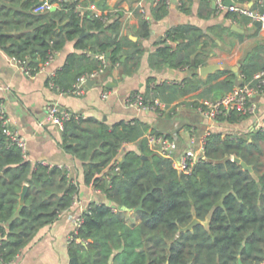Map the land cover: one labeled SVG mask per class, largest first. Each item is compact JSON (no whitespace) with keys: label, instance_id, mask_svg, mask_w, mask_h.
<instances>
[{"label":"trees","instance_id":"trees-1","mask_svg":"<svg viewBox=\"0 0 264 264\" xmlns=\"http://www.w3.org/2000/svg\"><path fill=\"white\" fill-rule=\"evenodd\" d=\"M235 1L241 5L251 1V8L264 13V0ZM37 4L38 0H0V47L24 60L34 74L50 53L74 40L75 50L48 79L58 91L71 92L78 76L113 68L116 62L125 74L138 67L143 48L120 35L119 19L106 21L82 12L79 0H60L54 9L44 11H35ZM165 6V0H158L157 16L165 13ZM148 31V21L141 20L139 34L146 36ZM203 35L192 24L168 29L149 57L150 64L197 68L205 63L200 56L206 45ZM102 53L107 65L98 57ZM263 67L250 56L241 70L248 79ZM223 73L218 70L208 80ZM196 75L182 84L156 83L150 77L144 97L170 104L200 85ZM236 81L234 73L216 80L207 87L211 96L206 98L230 91ZM229 117L236 118L233 113ZM148 128L138 118L113 124L91 116L64 122L63 147L82 161L85 183L100 189L105 198L90 201L83 211L77 236L85 241L69 242L68 264H261L264 130L254 131L251 138L210 132L191 171L179 172L171 158L148 145ZM127 143L135 146L125 147ZM24 184L27 190L20 205ZM76 191L77 183L64 169L30 162L0 131V264H9L42 226L70 207ZM123 205L137 215V222L126 218ZM194 216L205 223L180 231Z\"/></svg>","mask_w":264,"mask_h":264},{"label":"crops","instance_id":"crops-1","mask_svg":"<svg viewBox=\"0 0 264 264\" xmlns=\"http://www.w3.org/2000/svg\"><path fill=\"white\" fill-rule=\"evenodd\" d=\"M80 11H89L105 17L106 21L119 19L120 35L138 42L143 53L138 67L130 74L122 71L118 62L113 68L107 67L91 84H86L82 94L61 92L51 87L49 77L65 63L66 55L75 50L74 40H68L56 51L54 58L45 63L37 72L28 75L20 63L0 47V97L3 98L12 126L27 140L26 159L32 163L47 161L54 165L70 167V175L77 183L76 199L52 222L42 226L9 264H68V236L74 227V218L86 209L90 201L104 200L102 191L85 183L82 161L65 150L62 145V128L47 118L46 106L56 102L72 112L85 117H95L113 124L119 120L138 118L149 124V130L165 133L176 141L177 153L192 148L199 153V139L208 132L217 131L222 135L232 133L251 138L256 130H264V93L256 96L257 111L254 114L230 118V114L217 119L203 116L193 105L202 98L211 96L206 89L216 80L234 73L236 84L244 81L242 64L252 57L264 65V27L251 21L249 16L235 12L228 16V10L218 11L213 0H169L165 13L157 16L158 0H79ZM237 5H241L236 2ZM252 2L242 6H251ZM146 19L149 31L146 36L139 34L140 21ZM181 24H192L203 32L206 41L205 63L197 68L152 66L149 57L165 38L168 29ZM128 47V43L126 44ZM217 64L218 68L202 75L199 67ZM218 70L224 73L216 79L210 75ZM197 72L195 81L200 85L170 102L167 111L143 110L126 104V97L134 92H145L152 77L156 83H180L184 78ZM184 83V82H183ZM103 91L108 94L103 97ZM223 95V94H222ZM221 96V95H220ZM218 96V97H220ZM213 97V98H218ZM135 146L127 143L125 147ZM131 210L126 212L132 214ZM134 222L138 217H134Z\"/></svg>","mask_w":264,"mask_h":264},{"label":"built area","instance_id":"built-area-1","mask_svg":"<svg viewBox=\"0 0 264 264\" xmlns=\"http://www.w3.org/2000/svg\"><path fill=\"white\" fill-rule=\"evenodd\" d=\"M165 1L169 2V0ZM213 1L218 11L228 10L246 14L249 16L252 22L259 20L264 27V13L260 12L259 10L253 9L250 6H242L237 4L227 5L225 0ZM59 4L60 0H38V4L35 6L34 10L44 11L52 6H58ZM55 54L56 51L50 53L43 65L52 60ZM98 57L102 60L104 65L108 64L104 53L98 54ZM12 58L20 63V66L26 74L31 75L30 68L24 63V60H20L14 56H12ZM103 70L104 68H99L93 70L92 72L84 73L78 76L72 85L71 92L75 94H82L84 92L86 81L90 78H96ZM49 85L54 87V83L52 81H49ZM2 88L3 87L0 86V89ZM263 93L264 67L254 72L251 78L247 79L244 76L243 82L235 84V86L230 91L224 93L220 97L213 99L202 98L196 103L194 102L193 105L203 116L209 119H217L221 116L229 115L231 113H236L240 116L250 115L257 111L258 105L256 96ZM107 94V91H103L102 96L105 97ZM125 101L127 105L135 106L143 110L163 112L169 110L170 108L169 104H166L157 97L153 98L152 100L145 99L144 94L140 91H134L130 93L126 97ZM46 111L47 118L61 128L63 127L64 122L71 118H85L83 114L72 112L67 108L60 106L56 102L48 103L46 106ZM0 131L5 134L10 144H14L21 149L23 155L26 158V137L12 126L11 117L8 114L6 104L2 97H0ZM207 135L208 132L204 133L199 139V153L197 151L195 152V150H193L191 147L183 152L177 153L176 141L173 137L165 133L155 132L152 130H149L145 133V137L147 138L148 145L151 147V149L163 156L171 158L173 160L174 166L180 172H190L193 163L203 155ZM41 162L47 164L49 167L54 165L47 161ZM56 165L64 169L67 174H70L71 169L68 165ZM96 190L101 191L100 189ZM77 203H80V200L76 199V196H74L72 204L74 205ZM83 211H81V213L74 218V227L68 236L69 242L72 239L85 241L77 236L78 228L83 222ZM261 264H264V261Z\"/></svg>","mask_w":264,"mask_h":264},{"label":"water","instance_id":"water-1","mask_svg":"<svg viewBox=\"0 0 264 264\" xmlns=\"http://www.w3.org/2000/svg\"><path fill=\"white\" fill-rule=\"evenodd\" d=\"M225 3L227 5H233V4H236V1L235 0H225ZM55 7L56 6H52L50 8L54 9ZM255 22L257 25H261V22L259 20H256ZM1 33H8V32H1ZM216 68H218L217 64H205V65H202L199 67V72H200V74H202L204 76L208 72H210ZM92 82H93V79L90 78L86 81V84H91ZM142 157L144 158L145 155H142ZM234 159L236 161H239L244 166V168L252 170V167L248 163H246V161L240 159L239 157H234ZM26 190H27V184H24L22 187V190L20 191V196H19L20 205L24 204V196H25ZM139 207H140V205L138 206V208ZM122 208L126 211L130 210L127 206H124V205L122 206ZM200 222L205 223L204 221H201L199 218L194 216L186 225L181 226L179 230L182 231V230L191 229L195 224L200 223Z\"/></svg>","mask_w":264,"mask_h":264},{"label":"rangeland","instance_id":"rangeland-1","mask_svg":"<svg viewBox=\"0 0 264 264\" xmlns=\"http://www.w3.org/2000/svg\"><path fill=\"white\" fill-rule=\"evenodd\" d=\"M129 216V220L130 221H133L134 220V217H136L137 215L135 213H132V214H127Z\"/></svg>","mask_w":264,"mask_h":264}]
</instances>
